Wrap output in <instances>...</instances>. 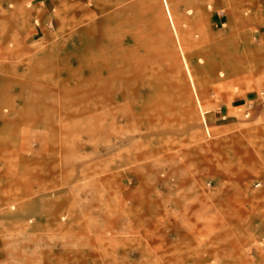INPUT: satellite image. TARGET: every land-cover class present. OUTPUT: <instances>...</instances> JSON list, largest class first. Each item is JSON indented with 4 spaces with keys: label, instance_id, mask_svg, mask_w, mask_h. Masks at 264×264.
Returning a JSON list of instances; mask_svg holds the SVG:
<instances>
[{
    "label": "rangeland",
    "instance_id": "rangeland-1",
    "mask_svg": "<svg viewBox=\"0 0 264 264\" xmlns=\"http://www.w3.org/2000/svg\"><path fill=\"white\" fill-rule=\"evenodd\" d=\"M0 264H264V0H0Z\"/></svg>",
    "mask_w": 264,
    "mask_h": 264
}]
</instances>
